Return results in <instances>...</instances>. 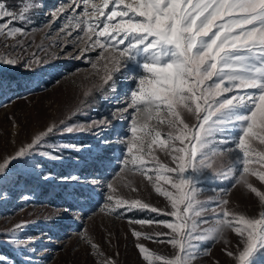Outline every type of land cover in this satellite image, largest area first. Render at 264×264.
I'll list each match as a JSON object with an SVG mask.
<instances>
[{
  "label": "rangeland",
  "instance_id": "1",
  "mask_svg": "<svg viewBox=\"0 0 264 264\" xmlns=\"http://www.w3.org/2000/svg\"><path fill=\"white\" fill-rule=\"evenodd\" d=\"M0 2H6L10 10L18 13L24 5H33L26 13L27 22L17 20L13 24L23 27L25 34L9 38L0 32V61L17 60L15 66L0 63V162L14 156L47 127L56 125L0 171V264H97L106 258L114 259L116 264H147L138 253V238L132 235V230L169 234L170 230L160 224H130L128 218L173 222L175 218L150 211H131L127 216L122 214L123 209L117 210L121 214L113 213L109 209L115 206L117 196L112 203L106 197L107 183L111 181L119 198L140 199L165 213L171 211L169 200L155 191L157 184L150 183L148 176L142 175L131 162L124 163L130 156H141L143 171L156 175L157 165L149 162L148 155L137 152L135 144L133 152H128L126 142L134 139L131 132L134 114L137 129L160 131L159 139L169 140L167 125L159 122L169 118L166 107L158 110L155 104L145 101L138 102L139 111L128 107L139 79L145 75L152 78L143 67L151 62L150 52L137 46L121 56L127 43L114 49L112 42L98 35L103 25L96 27L94 18L90 22L96 33L88 32L84 24L77 28L78 21L87 19L83 15V0ZM127 3L132 0H125ZM61 4L73 6L51 23L50 13ZM92 5L102 6V0H89L87 12H92ZM112 10L127 11L124 4L109 0L104 11ZM133 15L129 11L125 19ZM135 18L143 20L138 14ZM113 22H118L115 17ZM65 24L70 27L61 32ZM97 39L105 45L103 48L95 43ZM65 44L68 46L64 47ZM241 94L234 89L224 95ZM250 108L251 105L244 104L231 108L224 117L218 115L216 119L227 122L217 125L208 138L207 156L194 159L190 165L186 162L184 178L190 181L184 191L185 203L190 204L186 215L191 247L182 255L189 257L188 264H238L243 241L234 228L219 223L223 219L218 204L221 190H228L224 198L229 199V208L249 218H259L264 207L246 186L232 187L235 175L238 177L242 171L238 163L242 153L236 149V143L243 122L235 117L248 114ZM177 111L185 123H196L186 109L179 107ZM102 119L108 123L92 127L94 121ZM66 127L76 130L66 132ZM257 131L254 127L253 132ZM248 144L250 155L264 160V143L260 138L254 137ZM174 146L181 145L176 141ZM154 155L162 163L174 166L156 145ZM209 164L213 167L209 168ZM249 168L250 172L264 171L255 161H250ZM220 173L235 175L222 178ZM169 175L179 182L174 173ZM245 175L253 186L264 190L258 176ZM159 186L175 191L171 182ZM89 240L99 245V249H91ZM140 242L149 249L148 254L173 258L179 251L166 240L141 238ZM247 264H264V244L258 246Z\"/></svg>",
  "mask_w": 264,
  "mask_h": 264
},
{
  "label": "snow or ice",
  "instance_id": "2",
  "mask_svg": "<svg viewBox=\"0 0 264 264\" xmlns=\"http://www.w3.org/2000/svg\"><path fill=\"white\" fill-rule=\"evenodd\" d=\"M112 3L124 4L127 11L105 12L104 8L109 5V0H102V6L92 5L93 10L89 13L87 12L89 0H83L85 8L83 15L87 19L78 21L76 27L80 28L84 24L87 25L88 32L96 33V28L90 22L94 18L96 27L103 25L98 35L104 37L105 41L112 42L114 49L127 43L121 56L131 53L137 46L143 48L145 52H150L151 62L145 63L143 67L152 78L149 79L145 75L139 79L137 90L131 92V103L128 107L139 111L138 102L140 101L155 104L158 110L166 107L169 118L159 122L167 125L166 135L169 140L159 139L160 131L150 128L137 129L134 126L136 122L134 114L131 127L134 139L130 138L126 142L128 152H133V144H135L137 152L148 155L149 162L157 165L154 169L156 175L153 177L143 171L144 161L141 156H130L124 163L131 162L142 175L148 176L150 183L157 184L155 191L169 200L171 211L165 213L140 199L119 198L111 181L107 183L109 194L106 200L112 203L113 197L117 196L114 201L115 206L109 210L121 214L117 210L123 209L124 216L131 211H150L157 216L174 217L175 222L170 219H132L131 217L128 219L130 224H160L170 230V234L132 230V235L138 238L136 244L138 253L147 261V264H161V262L162 264H188L189 257L182 255V253L187 254L191 247L189 243L191 230L187 229L186 215L190 210V204L185 203L184 191L185 185L190 181L184 178L186 162L190 165L194 159L207 156L205 149H208L210 142L208 138L212 136L217 125L227 122L223 118L216 119V117L218 115L224 117L227 111L235 106L251 105L248 114L235 117V120L243 122L240 125L241 135L236 143V149L242 153L238 159L242 171L238 177L235 174H220L222 178L235 175L232 187L246 186L264 206V190L253 186L245 175L250 173V175L258 176L259 181L264 183V171L250 172V161H255L256 164L264 167V160H256L254 156H251L248 144V141L257 136L261 143H264V0H132V3L127 4L125 0H112ZM72 6V4H61L54 9L50 13L51 23L60 19ZM32 7V4H26L18 13L10 10L6 2H0V32L9 38L25 34L26 30L23 27H15L13 24L17 20L27 22L26 13ZM129 11L134 15L125 19ZM135 14L143 20L136 19ZM114 17L118 22H113ZM68 19L71 20L72 17L69 16ZM69 27L68 24L63 25L61 32ZM95 43L102 48L105 46L99 39ZM177 44L180 45L179 48L176 47ZM67 46V44L64 45V47ZM0 63L15 66L17 60L10 58ZM25 63L31 67V64ZM116 63H119V60ZM111 80L112 76L109 75L108 81ZM234 89L243 94L224 95L232 93ZM179 107L186 109L195 117L196 123L189 125L180 119V113L177 111ZM107 123V119L94 121L92 127ZM180 125L182 127H179ZM254 127L258 130L255 133ZM55 128L56 125L47 127L46 131L40 132L26 146L20 147L14 156H9L0 162V171L13 158L23 155L26 150L32 148ZM74 130H76L75 127L64 129L66 132ZM174 132L178 134L174 135ZM176 141H179L181 146H174ZM154 145L170 158L169 162L174 166L170 167L162 163L159 157L154 155ZM227 151L230 152L232 149ZM208 167L212 168L213 165L209 164ZM172 173L179 182L172 179L169 175ZM116 175L119 176L120 173ZM169 182L175 191L159 186L160 183ZM227 192L228 190H221L220 193L222 198L218 201L219 216L223 219L219 223L234 228L235 233L243 241V250L240 251L237 261L238 264H247L258 246L264 244V207L259 211V218H249L229 208L230 201L224 198ZM181 204L185 206L181 208ZM141 238L166 240L179 251L173 258L154 253L148 254L149 249L140 242ZM88 244L93 250L99 249V245L91 240ZM95 254L99 255V252L96 251ZM226 254L233 256L231 251H226ZM191 255L194 258L195 253ZM97 264H116V261L106 258L102 262L98 261Z\"/></svg>",
  "mask_w": 264,
  "mask_h": 264
},
{
  "label": "clouds",
  "instance_id": "3",
  "mask_svg": "<svg viewBox=\"0 0 264 264\" xmlns=\"http://www.w3.org/2000/svg\"><path fill=\"white\" fill-rule=\"evenodd\" d=\"M149 47H152V46H151V45H149ZM176 47H177V48H179V47H180V45H179V44H177V45H176ZM146 50H147V49H146ZM214 67H215V64L213 65V68H214Z\"/></svg>",
  "mask_w": 264,
  "mask_h": 264
},
{
  "label": "trees",
  "instance_id": "4",
  "mask_svg": "<svg viewBox=\"0 0 264 264\" xmlns=\"http://www.w3.org/2000/svg\"><path fill=\"white\" fill-rule=\"evenodd\" d=\"M20 69H21V68H20ZM25 73L27 74L28 72H20L21 75H22V74H25ZM11 74H12V73H11Z\"/></svg>",
  "mask_w": 264,
  "mask_h": 264
}]
</instances>
